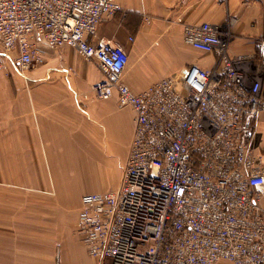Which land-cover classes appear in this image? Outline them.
Returning a JSON list of instances; mask_svg holds the SVG:
<instances>
[{"label":"built area","instance_id":"obj_1","mask_svg":"<svg viewBox=\"0 0 264 264\" xmlns=\"http://www.w3.org/2000/svg\"><path fill=\"white\" fill-rule=\"evenodd\" d=\"M119 12L114 0H0V40L5 55L18 53V72L44 62L41 40L70 46L103 72L96 98L136 113L118 190L82 198L77 229L89 254L100 264H264V161L251 143L264 112V39L251 64L230 56L217 26L186 25L185 44L215 54L216 66L136 94L124 82L128 52L89 42Z\"/></svg>","mask_w":264,"mask_h":264},{"label":"crops","instance_id":"obj_2","mask_svg":"<svg viewBox=\"0 0 264 264\" xmlns=\"http://www.w3.org/2000/svg\"><path fill=\"white\" fill-rule=\"evenodd\" d=\"M114 1L121 12L104 18L89 42L112 41L128 52L124 82L136 94L164 78L179 79L190 66H216L215 54L185 44L186 25L217 26L231 57L259 61L264 0ZM39 45L44 62L21 74L18 53L5 55L0 40V264H56V255L59 264H100L76 229L81 244L62 256L60 226L66 216L77 226L83 196L118 190L136 113L117 97L97 100L92 86L105 76L96 61L67 45ZM261 83L264 99V69ZM251 143L264 161V112ZM80 183L86 189L73 194ZM260 203L264 209V194Z\"/></svg>","mask_w":264,"mask_h":264},{"label":"rangeland","instance_id":"obj_3","mask_svg":"<svg viewBox=\"0 0 264 264\" xmlns=\"http://www.w3.org/2000/svg\"><path fill=\"white\" fill-rule=\"evenodd\" d=\"M0 64H2L1 61H0ZM41 65L42 64L38 65L37 67H35L33 69L37 70L38 67ZM102 101H106V100H102ZM84 189H86L85 185L83 183H80L72 189V193L76 194L78 191H82ZM68 214H69V216H72L71 213H68ZM70 221H71V219L67 218V216H66V217H64V219L61 223V226H60V231H61L60 234H62V240L65 238V240L63 241V244H62L61 254H62V256H66V257H68L70 255V251H68L69 245H72L74 248H76V246H79L81 244L80 241L77 239L78 236H76V234H75V231L76 230L78 231V229H77L78 226L75 227L74 223L72 224ZM77 225H78V222H77ZM56 256H57L56 264H59V257H58V255H56Z\"/></svg>","mask_w":264,"mask_h":264},{"label":"water","instance_id":"obj_4","mask_svg":"<svg viewBox=\"0 0 264 264\" xmlns=\"http://www.w3.org/2000/svg\"><path fill=\"white\" fill-rule=\"evenodd\" d=\"M187 73H188V71L185 69V70H183L181 76L185 78L187 76Z\"/></svg>","mask_w":264,"mask_h":264}]
</instances>
